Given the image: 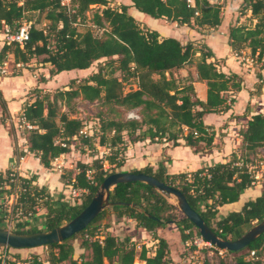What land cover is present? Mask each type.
Here are the masks:
<instances>
[{"label": "trees", "instance_id": "trees-1", "mask_svg": "<svg viewBox=\"0 0 264 264\" xmlns=\"http://www.w3.org/2000/svg\"><path fill=\"white\" fill-rule=\"evenodd\" d=\"M108 3V0H72L67 9L59 0H0L1 32L4 24L15 31L22 21H30L28 38L21 45L2 43L0 66L8 55L18 66H29L31 59L39 57V65L50 64L51 77L61 71L86 69L93 62H99L97 70L87 76L72 77L52 90L30 89L31 94L23 102L20 116L33 128L26 131V150L14 142L13 152L17 158L28 151L49 168L52 161L68 152L75 142L77 150L82 153L87 150L92 160L77 162V172L71 182L76 187L87 188L88 192L74 203L63 195L53 196L45 186L37 185L35 175L22 176L12 168L0 171V200L6 195L14 196L12 210L19 213L14 232L49 230L77 215L103 178L120 171L128 141L149 139L159 144L169 143L170 147L182 145L193 153H209L219 146L214 143L213 126L205 124L203 117L229 108L224 94L228 90H239L241 78L218 69L216 61L210 60L212 51L205 44L195 45L189 40L182 43L174 37L160 36L130 13L133 7L149 17L164 18L178 25L216 28L222 19L218 0H129L115 7ZM90 5L101 7L90 18L92 26L102 30L98 35L90 27L83 31L77 29L85 25V13ZM237 10L242 15L249 12L253 23L229 26L228 45L236 53L247 50L254 62L262 60L261 71L264 68V0H241ZM30 13L43 15L40 27L36 24L41 21L32 22L27 16ZM196 53L199 59L194 62ZM190 66L195 68L196 79L191 72L183 74L185 67L190 71ZM260 71L251 92L259 93L264 82ZM195 80L206 84L204 101L196 96ZM39 81H45L44 77L40 76ZM127 85L130 86L125 89ZM78 101L95 104L99 109L96 113L99 126L90 134L83 130L84 121L76 107ZM0 108L1 112H6L1 92ZM131 111L136 116L129 117ZM247 116L238 130L241 145L223 162L170 173L164 165L169 157L163 154L155 169L146 165L130 172L154 176L178 189L217 235L226 240L237 239L264 217V187L259 196L248 200L239 211L217 217L218 207L237 201L242 192L258 180V163L264 165V156L259 152L264 147V112ZM97 145L106 149L102 156H98ZM87 170H92V182L87 178ZM261 178L264 179V170ZM110 201L112 205L103 209L84 229L61 242L45 245L46 257L36 253L23 258L13 248L0 245L6 249L5 255L4 251L0 252V264L26 261L28 264H133L136 259L145 264H168V244L164 238L156 237L154 231L174 223L182 242L198 234L191 221L177 215L176 205L164 192L145 183L115 185ZM108 212L117 218H130L135 227L151 231L157 239L153 255H147L144 245L138 250L129 235L119 238L109 231L102 233L100 221ZM37 214L43 215L42 228L30 223ZM3 218L0 216V221ZM77 236L81 237L78 245L83 252L74 257L72 240ZM211 250L218 252L217 248ZM251 250L254 256L249 259L247 255ZM87 251L89 253L85 254ZM224 253L235 254L234 264H264V233L244 249L224 250ZM203 264L231 263L223 255L215 262L205 260Z\"/></svg>", "mask_w": 264, "mask_h": 264}, {"label": "crops", "instance_id": "crops-1", "mask_svg": "<svg viewBox=\"0 0 264 264\" xmlns=\"http://www.w3.org/2000/svg\"><path fill=\"white\" fill-rule=\"evenodd\" d=\"M221 1L223 4L221 9L222 19L220 25L216 28H199V30L196 27L178 25L176 22H172L164 18H152L148 16L149 18L147 19V22H145L144 17L140 15L141 12L131 7L130 13L138 21H140V23L146 24L148 27L156 30L160 36L174 37L182 43L188 40H197V42L208 46L213 53V57L210 60L216 61L218 69L224 73L237 74L241 78V88L239 90H228L224 94L227 98V103L229 104V108L227 110L217 113H208L203 117L205 124L213 126L215 132L213 139L214 143L219 144L218 147L213 148L209 153H193L188 147L182 145L170 147L169 143L159 144L151 142L149 139L136 142L128 141L123 152L124 159L120 167V171L130 172L132 170L140 169L146 165L152 166L155 169L157 163L162 159L163 154H166L169 157V161H165L164 165L170 173L193 171L201 166L223 162L233 150L238 149L241 145L242 141L238 134V130L245 124V121L248 118L247 115L255 112H264V82L259 93L251 92L254 90V84L258 81L257 72L260 71L261 65L256 71H254L253 66H251L250 63L240 61V59H238L235 55L236 52L232 51L228 45L229 26L238 24L242 21V16H239L237 11L241 0H238V4L233 5V8L236 9L237 12L233 10L231 18L230 15H227L226 19L224 18V14L228 13L227 2L229 0ZM125 3H129V0ZM246 16H249V13L246 14ZM209 30L212 31L209 32ZM0 35L2 36V34ZM240 52H242V50ZM245 52L248 51L246 50ZM195 56L196 58L194 61H198L199 54L196 53ZM40 66L45 67H38L36 70L40 72V76L44 77L45 81L37 80L34 72H31L28 69H23L20 74L13 76H7L0 73V92L5 101L6 119L9 123H16L15 121L21 113L22 104L29 97L28 92L30 89L39 87L41 89L49 90L51 89V83H55L58 78L66 77L64 75V71L49 77L48 71L51 68L50 64L45 63L40 64ZM190 72L195 78V69L190 68ZM260 72L264 75V68H262ZM68 78L72 77L68 76ZM67 82H61L60 85L55 87L62 86ZM193 86L198 99L204 101L206 99L205 82L195 80L193 82ZM87 133L90 134V132ZM15 141L19 148L26 150V138L22 136V133L15 131V133L11 135L9 130L0 124V171L3 172L8 168H14V170L22 176L35 175V183L39 186H45L53 196L62 195L64 192L66 194L67 190L65 183L66 181L74 180V174L77 172L75 167L72 174L69 170L71 175L68 173V177L64 179L63 182L61 180L62 176L60 173V169L62 167H57V163L62 165L63 168H71L72 160H74L75 163H86L92 160L88 151L86 150L83 153L78 151L75 147L76 143L74 142L68 152L55 158L52 161L51 166L46 168L39 162L38 158L28 151H26L22 157L17 158L13 152ZM100 149H103V151L106 149L104 147H98L99 156H102L103 151H99ZM260 150L261 152L263 151L260 155L264 156V147L260 148L259 151ZM263 170L264 165L262 162H259L256 170V178L258 180L252 186L246 188L237 201L225 203L219 206L217 212L218 218L224 217L231 211H239L248 200L255 199L260 195L261 190L264 187V179L261 178ZM112 217L114 219L112 220L113 226L108 227V231H115V227L117 226L119 229L124 227L129 233L135 235L132 236L129 234L133 239L136 236H139L140 238H147L151 236L153 237L154 242H157V239L151 231L142 227H135L132 219L127 217L117 218L115 215H112ZM172 224L174 223H171V225L166 224L163 227L156 229L154 233L156 237L158 236L164 238L168 244V264H172V262L180 264L183 255L182 252L185 248L182 244L180 245L181 249L177 253L178 257L176 259L170 257V254L174 252V249H176L177 246L172 245L169 239L168 230H173L177 236V240L180 239L177 227ZM151 244H153L152 241L150 244L146 243V245H144L147 248V255L149 256L153 255L156 248V246H153L152 248L149 247ZM73 245L75 247L74 257H78L83 250L79 247V245ZM36 249L37 247H34L32 252L38 253V251H35ZM77 249L79 250V253L76 255ZM13 250L18 251L24 249L13 248ZM84 253L86 254V252ZM18 264H28V262H19Z\"/></svg>", "mask_w": 264, "mask_h": 264}, {"label": "rangeland", "instance_id": "rangeland-1", "mask_svg": "<svg viewBox=\"0 0 264 264\" xmlns=\"http://www.w3.org/2000/svg\"><path fill=\"white\" fill-rule=\"evenodd\" d=\"M108 2H109L108 3L109 6L115 7V6H118L120 3L127 2V0H108ZM218 2L222 6L223 2L221 0H218ZM227 4H228V13L224 14V18L225 19L227 18V15L228 16L230 15V18H231V15H233V10L235 12L238 11V10L236 11V9L233 8L234 4H238V0H229L227 2ZM98 9H101V7L100 6H96V5H90V8L85 13L86 19H87L86 22H85V25H80V26L77 27V29L79 31H83L86 28L90 27L94 34L98 35V34L101 33L100 30H98L97 28L93 27L92 23L90 22V18L92 17V13L95 10H98ZM225 11H226V9H225ZM248 13L249 12H247L246 14H248ZM246 14L242 15L238 11V15L242 16L241 17V19H242L241 22L243 24H246L247 26H250V25H252L253 20H252L251 17L246 16ZM140 15H142V17H144V21L147 22V19L149 17L144 15V14H142V13ZM27 16L31 18L32 22L37 21V19H39L41 21L40 23L36 24L37 27H40L42 25V23L44 22V20H42L43 15H38L37 13H30V14H27ZM203 29H208V28H203ZM211 31L212 30H209V32H211ZM205 33H206V31H205ZM0 34H1V30H0ZM1 37L2 36L0 35V46L3 43ZM193 42L195 43V45H198L197 43H199V42H197V40H194ZM245 51H246L245 49L242 50V52L244 53L245 57H249L250 58L248 53L245 52ZM195 58H196V56H194V59ZM238 59H240V58L238 57ZM101 60H103V59H101ZM261 62H262V60L259 61L257 59V62L256 61L255 62L254 61H250V65L253 66L254 71H256L258 69V67L261 65ZM28 65L29 66H18V65H16L14 63L12 56L8 55L7 58L5 59V61L3 62V64L1 65L5 69L2 74L3 75H7V76H13V75H16V74L18 75V73L20 74L23 69H25V70L28 69L29 71L34 72V75H35L36 79L39 80L40 79V72L38 70H36V69L38 67H45V66H40L39 65V57H37L35 59H31L28 62ZM98 65H99V62L95 61L88 68H86L85 70H68V71H64V73H65L64 75L66 77L65 78L64 77L63 78H58V80L55 83H51L50 84L51 89H49V90H52L55 86L60 85L61 82H64V81L67 82L70 79V78H68V76L77 77V78H81L83 76H87L91 72L97 70ZM190 67L194 68V66H190ZM188 68L189 67H185L184 68L185 71H186V72L183 71L184 75L186 73H190ZM117 75H119V73H117ZM174 75L177 76V77L179 76L177 70H174ZM128 86H130V85H127L125 89H127ZM29 94H31V92H29L28 95ZM76 107L80 111L79 117H81L83 119V121H84L83 130L86 131V132L92 133L93 130L94 129L96 130L98 128V126H99L98 119L96 118V113L99 111L98 107L95 104L87 103V102H83V101H78L77 104H76ZM6 118H7L6 117V112H1V108H0V124H2L3 127L7 128L12 133H15V131H17V132L19 131L20 133H22L23 137L26 136V131H24L22 127L18 126L17 120L19 119V117L16 119V121H15L16 123L15 124L14 123H9V121H7ZM15 144L17 145L16 141H15ZM99 151H103V149H100ZM259 152L261 154L263 151L261 152V150H260ZM98 156H99V154H98ZM71 163H72L71 168H63V166L60 165L59 163L56 164L57 167H60V166L62 167V168L60 167L61 168L60 169V173H61V176H62V179H61L62 181L68 177V173H69V175H71L74 172V167H75V170L77 171V168H76L77 163H75L74 160H72ZM69 170L71 171V174H70ZM66 190H67V188H66ZM64 193L62 195L65 198ZM168 197H169V200L174 204L173 197H171V196H168ZM13 200H14V196H12V195H10V196L6 195L3 199L0 200V216L4 217L3 220L0 221V226L3 227V228H8L10 230H12L14 228V224L16 223V219H17V217L19 215L18 212H13V210H12V202H13ZM177 210H178V208H177ZM112 215H114V214L108 212L105 215V217L100 221L102 233L108 231V228L106 229V227H105L106 225L108 227L113 226L112 220H114V219H113ZM177 215L178 216L182 215L179 210L177 212ZM42 219H43V215L42 214L41 215L37 214L36 216L31 218V222L30 223L33 226L42 228L43 227ZM167 225H171V223H168ZM172 225L175 226V224H172ZM172 231L173 230H168L169 239H170L172 245H175L177 247H176V249H174V252H172V254H170V257H173L174 259H176L178 257L177 253L181 249L180 245L182 244L183 247H184V243H182L180 239L177 240V236L175 235L174 231L173 232ZM109 233L110 234L114 233L112 235H115V236H117L119 238H124L125 236H128L129 234L132 235V236H135L132 233H129L124 227L122 229H119L118 226L115 227V231H111V232L109 231ZM131 240L134 243H136L138 250L140 249L141 245H146V243L150 244L151 241L153 242V244H151V246H149V247L152 248L153 246H157V242L156 241L154 242V239L151 236L147 237V238H140L139 236H136L134 239L131 238ZM72 242H73V244H75L77 246L81 242V237L77 236L75 239L72 240ZM204 248H206V249H204ZM21 249H24V250H18V251L25 258H29L30 255H33V254L37 253V252H32L33 248H21ZM202 249H201V252H203L202 254L205 255V260H209V261L215 262L218 259V257L224 255L225 259L229 263L234 264V255L235 254H225L224 252H222L220 254L219 252H214L213 250L210 251L211 248H208V247H203ZM0 251L1 252L4 251L3 250V246L0 247ZM7 251H9V250H7ZM35 251H38V255L40 257H42V258L46 257V255H47V249L45 248V246H38ZM222 251H224V250H222ZM78 253H79V250L77 249L76 255ZM86 253H89V252L87 251ZM4 255H5V253H4ZM172 264H175V262H172Z\"/></svg>", "mask_w": 264, "mask_h": 264}, {"label": "water", "instance_id": "water-1", "mask_svg": "<svg viewBox=\"0 0 264 264\" xmlns=\"http://www.w3.org/2000/svg\"><path fill=\"white\" fill-rule=\"evenodd\" d=\"M139 181L145 183L166 195L173 197L174 204L194 227L197 229L198 237L208 241L220 250L239 251L247 247L252 241L264 233V217L248 228L239 238L226 240L217 235L201 218V216L190 207L185 196L176 188L165 184L154 176L144 173H133L129 171H117L106 175L99 183L88 204L73 218L62 225L39 232L17 233L8 228L0 227V245L11 248H34L48 244L58 243L70 238L84 229L103 209L110 207V192L119 183Z\"/></svg>", "mask_w": 264, "mask_h": 264}, {"label": "built area", "instance_id": "built-area-1", "mask_svg": "<svg viewBox=\"0 0 264 264\" xmlns=\"http://www.w3.org/2000/svg\"><path fill=\"white\" fill-rule=\"evenodd\" d=\"M72 0H59V3L66 7L67 9L70 8ZM30 28V21H22L18 28L15 31H11L7 25H4L2 34V42L3 43H10L15 42L19 45H21L27 38H28V31ZM100 32L102 31L101 29ZM237 57L240 58V61L250 63V61H253L252 58L245 57L243 52L235 53ZM4 67H0V73L4 72ZM129 117L136 116L132 111L128 113ZM18 126L22 127L24 131L30 130L33 128V126L28 123L23 116H19L18 119ZM97 145V149H98ZM106 153V150L103 151L102 155ZM92 170H87V178L92 182L93 178L91 175ZM67 188L66 194L64 193L65 199L69 202L74 203L79 197H81L83 194H86L88 192L87 188H79L73 185L71 181H66L65 184ZM193 246V248L191 247ZM184 249L182 252V259L180 264H203L205 261V255L201 253V249L203 247L208 248H216L213 245H211L208 241L203 240L202 238H199L198 235H195L191 237L189 240L184 242ZM3 250H6L5 247H3ZM1 252V251H0ZM218 252L221 254L223 251L218 249ZM5 253V251H4ZM3 254V253H2ZM254 256V250H251L248 252L247 258L252 259ZM133 264H145L142 260H135Z\"/></svg>", "mask_w": 264, "mask_h": 264}]
</instances>
